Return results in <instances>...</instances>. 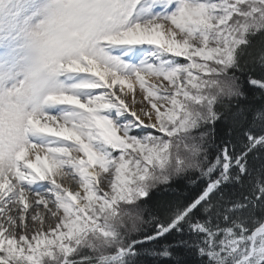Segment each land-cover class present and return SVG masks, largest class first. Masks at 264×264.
Listing matches in <instances>:
<instances>
[{"label": "rangeland", "instance_id": "obj_1", "mask_svg": "<svg viewBox=\"0 0 264 264\" xmlns=\"http://www.w3.org/2000/svg\"><path fill=\"white\" fill-rule=\"evenodd\" d=\"M113 13L125 19L112 17ZM68 22L78 25L77 48L68 44L74 32L64 25ZM57 29L64 34L60 40L53 36ZM263 30L264 0H117L116 5L114 0L76 5L71 0H0V46L6 53L0 59V160L10 157L4 161L9 167L15 166V156L26 144L22 120L44 113L37 90L46 91L43 100L75 99L78 88L101 81L81 70L85 61L101 62L107 70L135 79L141 73L159 80L139 82L144 93L139 120L118 102L83 112L82 138L64 145L66 152L82 154L83 161L71 159L64 166L68 173L64 180L80 202L63 187L49 192L38 188L36 193L52 202L35 205L37 219H32V211L15 213L16 224L0 217V261L81 264L80 257L93 255L97 257L88 264H130L139 258L133 251L143 221L138 201L157 185L199 168L215 104L238 94V85L227 72ZM36 68L44 70L47 81ZM59 69L66 82L57 79ZM115 90L121 95L119 87ZM94 98L95 94L84 100ZM15 113L18 117L12 120ZM262 141L264 136L257 143ZM58 142L39 127L35 140L25 147L50 149ZM103 150L110 151L111 159ZM89 168L98 178L89 176ZM23 169L29 174L17 196L33 191L36 174ZM223 170L229 171V164ZM179 222L180 217L169 229ZM253 233L248 253L237 264L264 261V226Z\"/></svg>", "mask_w": 264, "mask_h": 264}, {"label": "trees", "instance_id": "obj_2", "mask_svg": "<svg viewBox=\"0 0 264 264\" xmlns=\"http://www.w3.org/2000/svg\"><path fill=\"white\" fill-rule=\"evenodd\" d=\"M251 43L227 72L238 94L215 104L199 168L157 185L138 201L143 221L133 251L140 256L130 264H237L248 253L252 233L264 223V142L257 143L264 136V30ZM226 164L230 172L214 192L169 229ZM95 257L79 261L88 264Z\"/></svg>", "mask_w": 264, "mask_h": 264}, {"label": "bare ground", "instance_id": "obj_3", "mask_svg": "<svg viewBox=\"0 0 264 264\" xmlns=\"http://www.w3.org/2000/svg\"><path fill=\"white\" fill-rule=\"evenodd\" d=\"M85 63H88V65ZM85 63H83L84 66L81 70L88 71V73L91 72L93 76H97L101 80L98 84L96 83L89 86L84 85L83 88H78L76 94L77 97L75 99L67 96H58L55 99H47V109L45 110L47 114L43 113L39 118L36 117L32 121L28 119H26V121H24V119L22 120L23 142L26 143L28 142V139H34L36 131H38L40 127L45 131V134L48 135L49 138L58 140V145H55L50 149L45 148L44 146H35L34 149L28 150V147H25L27 143H24L25 145L22 150H20V153L15 156V166L12 164V167H9L10 165L5 163L10 157L5 158V162L0 160V217L4 219V221L9 220L16 224L15 213L17 214V212H20V214H26L31 211L32 219H37L38 214L37 212L35 213V205L46 204L47 206H50L52 202L49 198L42 196L41 193L39 195L36 193V190L40 187L47 188V192H49L48 190L57 191L60 187H63L68 195H70L75 201H78V198L74 193L75 190L64 180L68 175L64 166L67 163H72L71 159L83 161V158L78 150H69L66 152L64 145H71L72 142L77 143V141L82 138L83 135L80 130L84 126V123H82L83 112L90 111L96 106L107 107L111 103L118 102L120 105H124V107L129 109L128 115H131L132 113L137 116V120H139L142 117L140 112L142 101L141 96L144 94L141 91L143 87L140 86L139 82L154 84H157L156 81L159 82V80L149 74L140 73L138 74L139 77L135 79L109 71L101 64V62L92 61L89 63L85 61ZM73 70H76V68ZM116 86L120 88L122 96L120 94L118 95V92H116ZM93 94H95L96 98L89 101L84 100V97H89ZM17 117L16 113L11 115L12 120H15ZM144 122L145 121L143 120V123ZM104 124L105 128L115 135L116 131L112 126L106 124V122H104ZM25 128L29 130L27 131V137L25 135ZM134 134L137 135L136 132H134ZM49 153H51V156L48 155ZM226 153L227 150L224 154ZM65 155L69 157L68 160L70 161H66ZM76 155H79V158H76ZM91 162L93 165L94 161L91 160ZM73 164L77 165V162ZM23 168H28L29 172L33 171L36 174V177L31 185L33 191L31 193H22V196H17V192H21L19 186H22L24 175L29 174L26 173ZM223 171L226 172L225 170ZM229 172L230 171H227V174L224 175L223 178H225ZM88 173L91 178H98L95 169L89 168ZM222 180L223 179L220 176L208 184L201 198L196 201L197 206L214 192V190H212L209 195H206L207 191H209L210 188H217ZM44 193L45 192L42 194ZM9 200H11V202ZM53 201L55 202L56 200ZM78 202H80V200ZM181 218L182 217H180V221ZM175 224L177 225V223ZM262 226H264V223L258 228L260 229ZM258 228L256 230H259ZM255 234L256 233H252L251 235V240L253 241L256 236Z\"/></svg>", "mask_w": 264, "mask_h": 264}]
</instances>
